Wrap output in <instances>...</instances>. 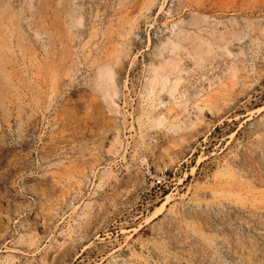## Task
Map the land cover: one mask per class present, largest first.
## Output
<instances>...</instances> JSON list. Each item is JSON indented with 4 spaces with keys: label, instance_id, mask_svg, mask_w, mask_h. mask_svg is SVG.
Here are the masks:
<instances>
[{
    "label": "rangeland",
    "instance_id": "obj_1",
    "mask_svg": "<svg viewBox=\"0 0 264 264\" xmlns=\"http://www.w3.org/2000/svg\"><path fill=\"white\" fill-rule=\"evenodd\" d=\"M0 264H264V0H0Z\"/></svg>",
    "mask_w": 264,
    "mask_h": 264
}]
</instances>
